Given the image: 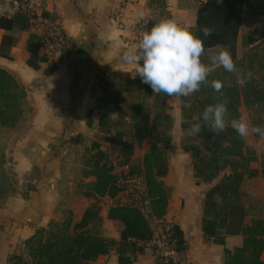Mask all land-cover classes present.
<instances>
[{
  "label": "crops",
  "instance_id": "crops-1",
  "mask_svg": "<svg viewBox=\"0 0 264 264\" xmlns=\"http://www.w3.org/2000/svg\"><path fill=\"white\" fill-rule=\"evenodd\" d=\"M31 1L42 16L62 26L71 58L37 61L33 68L27 63V46L30 36L40 37V32L30 27L0 28V70L16 82L24 95L21 113L8 127L10 135L3 149L1 168L15 175L17 189L0 203V264H13L11 257L28 263L29 240L51 223H62L64 220H59L64 215H70L73 223L79 222L91 206H96L101 220L100 236L120 241V223L108 219L113 199L84 196L95 178L87 174L90 169L85 167L83 155L96 149L93 143L104 149L100 146L103 127L99 125L102 115L98 108L105 86L118 84L120 78L141 82L135 69L122 61L123 53L136 46L131 41L129 25L134 19L148 18L156 24L169 18L190 30L201 6L220 0ZM15 14L11 0H0V17ZM82 49L84 54L80 53ZM41 57L39 50L37 58ZM48 69L51 72L46 74ZM251 140L247 144L254 147L256 161L249 168L255 175H245L240 184V191L246 194L245 225L256 219L264 221V143L259 141L256 148ZM103 143L107 148L111 146L105 139ZM148 149L146 145L143 152ZM169 158L163 178L171 180L165 218L181 232L183 255L191 264H225V250L233 252L241 247L242 236L226 235L221 245L203 235L204 188L188 184L192 164L187 165L185 157ZM117 258L116 251H111L91 264H118ZM132 259L133 264H152L149 251L136 252ZM260 260L264 262V251Z\"/></svg>",
  "mask_w": 264,
  "mask_h": 264
},
{
  "label": "trees",
  "instance_id": "trees-1",
  "mask_svg": "<svg viewBox=\"0 0 264 264\" xmlns=\"http://www.w3.org/2000/svg\"><path fill=\"white\" fill-rule=\"evenodd\" d=\"M254 1V0H253ZM251 8L250 0H220L217 3H205L197 13L195 26L190 29L198 36H203L200 29L207 26L213 30V35L204 41L205 52L208 50L225 47L235 59V52L240 28L243 23V15L246 9ZM29 27L28 19L19 13L12 17H0V28L11 30L18 28L26 30ZM41 47L40 38L31 35L27 51L29 52L28 65L36 68L37 61H45L43 56L37 58ZM241 62V61H240ZM239 62V64H240ZM253 61H249L248 71H252ZM264 70V65H260ZM51 69L45 71L49 74ZM211 80L201 86L196 95L198 111L183 120L180 125L182 130H187L192 124L203 123L202 113L205 108L217 102L220 94L214 92L210 86ZM223 95L227 97L229 118H239L238 105L240 98L245 107L254 108L255 114L251 118V125L264 126V76L251 78L243 87L235 81L224 86ZM23 91L16 82L5 72L0 70V167L3 164L4 144L10 135L8 127L15 123L21 113ZM149 111L142 107L134 111V123L132 130L135 143H140L149 132ZM260 117V118H259ZM158 117H155L154 122ZM164 123L169 125V116L165 115ZM101 127L106 126L105 116L99 119ZM205 146L207 155L204 158L195 157V178H199L195 184L211 183L220 173L227 168L229 159L239 158L237 167H232L229 174H223L219 183L211 187L204 195L202 219V232L207 238H214L218 244H224L226 235L240 234L243 238L242 246L233 252L225 250V264H264L260 255L264 251V221L252 220L249 225L244 224L245 211L240 205V184L245 175L252 177L255 171L249 168L250 163L256 161L254 152L249 158L245 157L246 147L243 138L231 128L214 134L207 128L198 135ZM255 138H260L253 134ZM111 146L121 148L128 147V143L121 139L119 133L105 138ZM168 141L161 144L155 139L154 144L144 154L142 159L143 177L145 180L146 194L150 200L151 211L155 218H163L167 213L169 188H165L160 177L166 175ZM94 148L99 145L93 143ZM129 153V151H128ZM261 172L264 176V155L261 161ZM89 176L95 178L90 183L85 197L114 198L119 189L114 185L115 175L112 165L96 160ZM108 219L121 225L120 241L105 239L100 236L98 226L100 218L96 206L88 208L81 220L72 222L69 215L62 223H51L47 230L39 231L26 244L29 257L34 264H91L106 257L111 251L118 254V264H133V255L142 249L136 245L151 237V229L139 211L135 208L112 205L108 210ZM177 235L181 238V232L177 228ZM13 264H28L20 257H11Z\"/></svg>",
  "mask_w": 264,
  "mask_h": 264
},
{
  "label": "rangeland",
  "instance_id": "rangeland-1",
  "mask_svg": "<svg viewBox=\"0 0 264 264\" xmlns=\"http://www.w3.org/2000/svg\"><path fill=\"white\" fill-rule=\"evenodd\" d=\"M224 49L226 48L219 47L217 49L208 50L205 52L202 60L207 63L208 56ZM250 60L253 61V70L251 71L252 77L258 79L264 76V70L260 69V65H264V0L252 1L251 8L245 10L243 23L238 35L235 59H233V61L238 69L246 73L248 72ZM208 79L211 81H222L224 86H227L233 81L236 82V76L226 72L223 67L213 68ZM104 90L105 95L101 96V102L98 108L99 114L106 118V126L101 130L103 138L100 144L104 149H91V151L85 152L86 154L83 155L85 167L91 169L93 163L100 158V160L102 159V162L107 165H112L113 174L115 176L128 174L143 177L142 159L145 154L143 149L146 145L150 148L154 144L155 139H158L161 141V144L168 141L167 161L171 158H169L171 155L172 157L180 155L188 160L187 165L190 163L192 164V179L191 181H189L190 179L188 180V184H195L197 181H200L199 178H195L194 167L195 164H197L195 162V157L204 158L207 155L205 146L199 136L188 135L187 131L182 130L180 126L174 123V118H182L185 120L188 116L194 115L198 111L196 104L197 92L189 97H170L163 93L154 94L148 84L142 83V81L140 82L136 80V78L134 80L120 78L118 84L106 85ZM186 105H190V107H186ZM140 107L149 111L150 125L148 135L140 145H137L135 143L132 124L134 123V111L136 108ZM238 113L239 118L241 116H246L250 124L253 116L258 118V115L254 112V108H247L244 106L242 97L238 105ZM165 115L170 117L168 122L170 127L166 126L164 123ZM155 117L158 118L152 122ZM174 124L177 126L175 129ZM115 133L120 134L121 139L128 143V147L121 148L115 145L107 148V146L104 145L103 139H105L107 135L109 136ZM250 139L255 141L256 148H258L259 141H263L262 143H264V139L255 138L253 134L247 138H243L246 147V158H249L251 152L255 154L254 147L248 146L247 144V141H250ZM92 151H94V154L91 153ZM263 155L264 154L261 155V158H263ZM239 162V158L229 159L227 168L220 173L214 181L211 183L201 182L199 185L204 188V195L211 187L220 182L223 174H229L232 167H237ZM182 166L185 167V165ZM164 177L165 175L159 179L163 181ZM169 182H171V180L163 181L165 188L171 187V185L168 184ZM16 189L17 179L15 175L0 167V203ZM245 196L246 194L241 192V196L239 197V202L243 209V198ZM66 218L67 216L64 215L59 221ZM27 255L29 257L28 250ZM28 264H34L31 257H29Z\"/></svg>",
  "mask_w": 264,
  "mask_h": 264
},
{
  "label": "clouds",
  "instance_id": "clouds-1",
  "mask_svg": "<svg viewBox=\"0 0 264 264\" xmlns=\"http://www.w3.org/2000/svg\"><path fill=\"white\" fill-rule=\"evenodd\" d=\"M203 36L177 24L174 20L163 18L150 31L143 33L135 48L123 53L122 61L132 66L136 76L142 83L148 84L154 94L189 97L200 91L201 86L208 83L213 68L223 69L236 76V83L243 87L252 78V72H243L236 67L230 52L220 50L208 56L205 63L204 41L213 35L207 26L200 29ZM210 86L220 95L217 102L209 105L202 113L203 123L192 124L186 131L188 135L198 136L207 128L219 134L231 127L241 138L255 134L264 139V126L251 125L246 116L239 119L229 118V100L223 95V82L211 81ZM190 107V105H186ZM178 126L183 124L182 118H174Z\"/></svg>",
  "mask_w": 264,
  "mask_h": 264
},
{
  "label": "built area",
  "instance_id": "built-area-1",
  "mask_svg": "<svg viewBox=\"0 0 264 264\" xmlns=\"http://www.w3.org/2000/svg\"><path fill=\"white\" fill-rule=\"evenodd\" d=\"M11 2L17 13L28 19L29 27L40 32V50L46 59L59 58L68 61L71 58L69 42L58 22L42 16L39 7L31 0ZM154 25L148 18L132 20L129 25L132 43L137 45L143 33L150 31ZM114 185L119 192L112 198V205L137 209L151 229V237L138 241L136 245L150 252L152 264H191L183 255L184 244L177 235V226L165 216L160 219L154 217L146 194L144 177L116 175Z\"/></svg>",
  "mask_w": 264,
  "mask_h": 264
},
{
  "label": "water",
  "instance_id": "water-1",
  "mask_svg": "<svg viewBox=\"0 0 264 264\" xmlns=\"http://www.w3.org/2000/svg\"><path fill=\"white\" fill-rule=\"evenodd\" d=\"M80 53H81V54H84V53H85V51L82 49V50L80 51Z\"/></svg>",
  "mask_w": 264,
  "mask_h": 264
}]
</instances>
